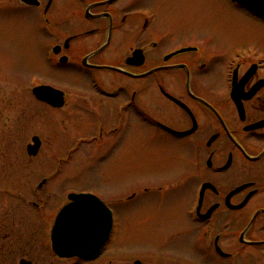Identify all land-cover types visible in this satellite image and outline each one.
Here are the masks:
<instances>
[{
  "label": "flooded vegetation",
  "instance_id": "flooded-vegetation-1",
  "mask_svg": "<svg viewBox=\"0 0 264 264\" xmlns=\"http://www.w3.org/2000/svg\"><path fill=\"white\" fill-rule=\"evenodd\" d=\"M222 1L264 27L232 0ZM137 2L0 0V17H21L34 32V62L68 80L64 87L34 86L62 92L61 108L32 96L47 111L69 119L80 114L86 135L66 159L85 146L96 149L89 160L114 163L125 133L136 165L145 155L139 158L138 146L168 152L165 158L148 153L153 164H170L171 171L146 176L130 190V204L153 203L154 212H165L161 245L123 249L115 207L94 188L76 190L70 194L103 202L112 219L107 231L97 226L100 255L80 262L104 264L108 255V264L120 257L130 264H264V126H258L264 125V48L221 45L219 35L189 31L193 20L179 17L181 24L172 26ZM40 148L41 141L37 155ZM146 217L136 226L160 232ZM5 223L2 262L21 251L7 247L12 240Z\"/></svg>",
  "mask_w": 264,
  "mask_h": 264
},
{
  "label": "rangeland",
  "instance_id": "rangeland-1",
  "mask_svg": "<svg viewBox=\"0 0 264 264\" xmlns=\"http://www.w3.org/2000/svg\"><path fill=\"white\" fill-rule=\"evenodd\" d=\"M223 2L141 0L135 4L152 8L158 19L172 26L181 24L179 17H183V21L191 19L192 25L187 26L189 31L219 35L221 45L232 47L254 42L264 48V27L249 22L242 12ZM23 21L21 17H0V221L5 220L12 240L7 247L21 249L15 258L6 257V262L0 259V264H19L21 259L32 264H83L55 258L50 231L57 213L68 203V194L90 188L115 207L119 227L123 229L120 232H124L119 240L123 249L146 242L158 248L162 243V225L166 226L168 218L161 207L154 212L153 203L130 204V190L138 180L145 183L146 176L153 179L158 173L171 171L170 164L165 167L162 163L153 164L148 153H159L165 158L168 152L138 146L139 158L143 152L145 155L141 165H136L130 158V134L127 137L125 133L122 140V135L119 136L114 163L89 160L96 149L85 146H80L70 160L66 159L74 141L86 135L79 129L81 116L73 113L69 119V114L50 112L35 103L31 91L36 84L46 82L64 87L68 80L62 72L34 62L36 50L32 39L35 35ZM33 137L40 139L41 148L38 155L31 158L27 146ZM43 180L46 183L39 189ZM153 215L156 218H151ZM145 217L161 226V231L157 232L151 225L136 226L137 221L140 223ZM137 251L142 249L133 253ZM107 256L103 258L104 264L111 260ZM113 262L130 264L131 260L120 257Z\"/></svg>",
  "mask_w": 264,
  "mask_h": 264
},
{
  "label": "water",
  "instance_id": "water-1",
  "mask_svg": "<svg viewBox=\"0 0 264 264\" xmlns=\"http://www.w3.org/2000/svg\"><path fill=\"white\" fill-rule=\"evenodd\" d=\"M251 13L264 19V0H234ZM32 93L37 99L61 108L63 94L51 87H38ZM40 141L34 137L27 147L29 157H35ZM70 203L57 215L51 235L53 253L59 258H80L94 260L100 254L102 243L98 242L97 226L107 231L111 223V213L104 204L91 195H70ZM21 264H30L25 261Z\"/></svg>",
  "mask_w": 264,
  "mask_h": 264
}]
</instances>
